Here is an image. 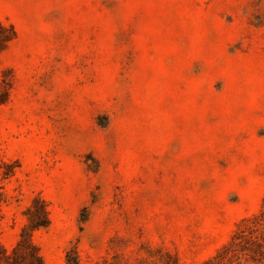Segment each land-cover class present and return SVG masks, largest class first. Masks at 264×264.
<instances>
[{
    "label": "rangeland",
    "instance_id": "obj_1",
    "mask_svg": "<svg viewBox=\"0 0 264 264\" xmlns=\"http://www.w3.org/2000/svg\"><path fill=\"white\" fill-rule=\"evenodd\" d=\"M29 252L264 264V0H0V260Z\"/></svg>",
    "mask_w": 264,
    "mask_h": 264
},
{
    "label": "trees",
    "instance_id": "obj_2",
    "mask_svg": "<svg viewBox=\"0 0 264 264\" xmlns=\"http://www.w3.org/2000/svg\"><path fill=\"white\" fill-rule=\"evenodd\" d=\"M1 30L4 32L1 35V42L2 43L10 42L12 40V36L10 35V33H8L4 28H1ZM254 220H255V226L262 225V223H261L262 221H260V220L257 221V218H255ZM46 226H47V219H46V217H43V219H40L39 222H35L34 225H31V228L33 230H39L41 228H45ZM24 234L22 236H24ZM239 235H240L239 233L236 234V236L234 237V240L232 242V245H237L239 247H242V246H244V242L246 241V238L239 239ZM258 248H261V245H258ZM72 255L73 254H71V253H69L67 255V258H66L67 264H78L76 262V259H75V261H74V259H72ZM27 256L30 259V263L29 264H42L41 258L39 257V255L36 252H29L27 254ZM3 257H4L3 260L5 262H7L9 260V257L7 255H5ZM0 264H8V263H4L3 261L0 260Z\"/></svg>",
    "mask_w": 264,
    "mask_h": 264
}]
</instances>
